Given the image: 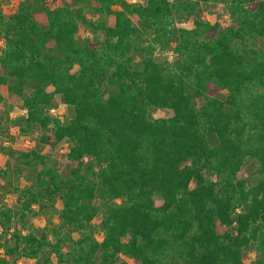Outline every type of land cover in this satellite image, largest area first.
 <instances>
[{"label":"trees","instance_id":"16d2710c","mask_svg":"<svg viewBox=\"0 0 264 264\" xmlns=\"http://www.w3.org/2000/svg\"><path fill=\"white\" fill-rule=\"evenodd\" d=\"M85 1L44 7L42 22L33 3L0 8V103L12 93L47 145L16 152L36 182L0 208V264H245L251 246L264 264V0H229L227 27L196 16L219 0H92L110 23L87 20ZM82 25L103 38L78 41ZM55 94L73 109L67 123L48 111ZM150 106L172 115L151 119ZM96 198L119 202L99 214ZM56 203L59 225L23 231L34 206Z\"/></svg>","mask_w":264,"mask_h":264},{"label":"rangeland","instance_id":"374dc122","mask_svg":"<svg viewBox=\"0 0 264 264\" xmlns=\"http://www.w3.org/2000/svg\"><path fill=\"white\" fill-rule=\"evenodd\" d=\"M128 1V0H127ZM132 3H136L139 0H129ZM19 2H30L33 3V14L38 22L44 20V12L42 8H48L55 4H69L71 0H0V8L4 14L13 12L18 7ZM92 0H86L84 3V15L89 21L97 22L98 20H104L107 23L113 21V16L106 14H99L92 11L91 8ZM229 0H219L217 2H211L207 6H199L196 11L197 18L208 21L210 23L218 22L220 26L227 27L230 25L231 20L227 12V3ZM121 7L120 5L115 8ZM180 22L185 26L192 25V19L185 16L181 18ZM103 35L100 32H93V30L87 25H82L77 34V40L82 41L84 39H101ZM4 49V42L0 41V53ZM155 56L161 60L172 62L174 60V53L172 49L157 50ZM138 57L140 55L138 54ZM223 98V94L218 95ZM50 114L57 116L62 123H67L73 115V109L70 105L63 102L59 94H55L52 99V104L48 110ZM25 110L20 107L17 98L12 93L4 89V99L0 103V208L3 206L15 207L17 202L18 194L22 187H27L35 184L36 182V167H28L19 165L15 161L16 152L23 150H37L41 153L47 152V145L42 142L44 134L38 126H32L27 129L24 124ZM172 115V111L166 108H157L150 106L148 108L149 118L155 117H168ZM70 146V142L62 140L53 149L52 154L48 160V164L53 167L59 165V160L66 154ZM72 165H64L60 168V173L63 177H67L68 172ZM254 166L251 163H247L241 170V175L247 179L248 184L252 185L256 181V175L253 172ZM153 200L156 205L161 204L162 198L158 192L153 195ZM99 205L101 214L106 206L111 203H118L119 200L107 201L96 198L94 200ZM60 204L56 203L51 209L50 213L46 212V209L39 210L36 206L32 208V212L26 217L27 228L23 231L28 230L39 234L43 228L52 225L56 226L61 223V219L58 216ZM100 217L97 215L91 222V226L94 230L95 237L100 240L102 238V232L99 226ZM49 222L51 223L49 225ZM29 228V229H28ZM73 232L72 235H76ZM52 234L50 238L52 239ZM69 250V245L63 246V251ZM260 255V251L255 247L251 246L244 252L245 264H255L256 259ZM129 264H139L135 259H127ZM17 264H26L23 261H18Z\"/></svg>","mask_w":264,"mask_h":264}]
</instances>
